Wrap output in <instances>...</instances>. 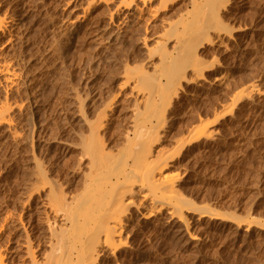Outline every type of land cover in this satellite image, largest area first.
Returning a JSON list of instances; mask_svg holds the SVG:
<instances>
[{"label": "rangeland", "instance_id": "obj_1", "mask_svg": "<svg viewBox=\"0 0 264 264\" xmlns=\"http://www.w3.org/2000/svg\"><path fill=\"white\" fill-rule=\"evenodd\" d=\"M1 4L0 61L17 73L0 83V105L11 108L0 125L7 262L50 263L71 229L66 212L109 200L89 188L98 156L115 157L117 169L124 156L134 164L131 141L146 133L133 135L134 125L168 106L148 156L155 174L146 175L175 184L174 215L147 220L154 206L144 196L155 193L127 185L124 201L134 204L117 248L102 238L97 264H264V0ZM115 169L106 178L115 180Z\"/></svg>", "mask_w": 264, "mask_h": 264}, {"label": "bare ground", "instance_id": "obj_2", "mask_svg": "<svg viewBox=\"0 0 264 264\" xmlns=\"http://www.w3.org/2000/svg\"><path fill=\"white\" fill-rule=\"evenodd\" d=\"M144 1L146 2V0H144ZM1 5L2 4H1V0H0V11H1ZM3 5H5V4L3 3ZM4 23H5V19L3 20L0 17V31L2 30ZM14 71L15 70H13V68L10 64L0 61V83L2 81L6 82V83H10V84L14 83V80H15L16 75H17V73H15ZM165 99H167V98H165ZM149 100H147V101H149ZM150 101L152 102V100H150ZM169 101H171V100H169ZM169 103L166 102V103H163V105L166 106ZM150 104H149V106H150ZM169 105H171V103ZM154 108H158V107H156V105H154L153 109ZM167 108H169V107L167 106V107L163 108L161 115L156 114L158 111H160L159 110L160 108L158 109V111L151 109V110H153V115H152V113H150L152 116L149 113H147V115H144V118L138 120L136 122V124L134 125L136 131H134L133 135L137 134V132L141 131V129L142 130L144 129L146 131V133L143 132V134H145V135H144V138L142 140L140 138L137 140V138H136L135 140L131 141V139H130L131 146L134 148L136 147L135 149H138V151H140V153L137 150H136V152L141 155V156L140 155L137 156V160H135V161L132 160L135 162L134 164L131 163L130 165L129 164L123 165V162L126 163L125 161H127L125 159V156H124L123 158L125 160L123 159V162H121L122 160H120V159H119V161H117V163H120V162L122 163V164L120 163L121 165L119 164L120 168L117 169V166H113L114 164L112 161V160H114L115 157H113V159L110 160L108 155L103 154L106 156V158L103 156H98L99 159L97 161H99L100 163L98 162L99 165H97V168H95V169L93 168L94 169L93 176L91 173V177H92L91 184L92 185H90V186H93V188L92 187H89V188H91L92 192L95 194H98V192L100 193L101 190L105 189L110 194L109 200H107L106 203H104L105 202L104 201L103 202L104 204L103 203L100 204V202H98V205H96V203L95 204L90 203L92 206H90L89 209L87 207H84L87 209L85 210L83 208L84 209V210L82 209L83 211H81L79 209L78 210L79 212L78 211L74 212V211H72L73 210L72 209L69 213L68 212H66V214L64 213L65 214L64 216L66 217V219H68L72 224L71 229L68 227L70 230L67 233L64 230V233H66V234L63 233L64 234V236L62 235L63 239L61 236H60L61 240L58 237V239L62 243V246H59V247L56 246V245H58L59 242L57 241L58 239H56V237H55L57 244L55 243L56 245L52 246V247H58V248H56L54 251H52L53 252L52 253L53 256H51L52 260L48 259L51 261H49L50 263L47 262V264H97L98 263L97 260H99V258H98L99 254H97V252H99L98 248H100L101 243L104 242V241H102L103 240L102 238L105 237V239H106L105 243H107V245H108L109 241L112 242L113 239L116 241L115 236H121L122 235V232H123V226H122L123 225V221H122L123 219H122V217H123V215L126 214L125 213L126 209L128 210L129 206L134 204V201L132 199H129L126 202L124 201V198L126 196L125 194L128 191V190L126 191L127 185L129 188H131V186L132 187L135 185L138 186L140 184V185H142L141 187H143V189L141 188L142 192H144L143 191L144 187H146V188L148 187L147 189H150L151 193H155V194H157L158 191H160L161 193L163 191V194L160 197L155 196V194H153V195L152 194L146 195L148 193L145 194L144 198L145 199L149 198V200L151 199L150 200L151 205L154 206L153 207L154 209L153 210L151 209L152 212H150L148 215H146V218H148L147 220H150L149 218H153L154 216H157L156 214L160 215V214L164 213L165 211H167L168 209L175 206V204H174V201L176 198L175 194H177V192H178L177 190L174 191L175 184L170 183L171 180L169 181L168 180L169 178L167 179V177H166V179H163V180H162V178H160L161 180L159 179V181L157 182V180H158L157 177H156L157 178V180H156V178H151L150 175H149V177L146 175L148 173L151 174V172L153 171V169H152L153 167L151 165L153 162L148 160L149 159L148 156L152 155V153L150 154L151 149L154 147L155 144H158L159 139H161V138H159V134H161L160 130L165 127V126H163V124H165L164 118H166L165 114L167 112ZM9 109H11V108H9L7 106V104L6 105H3V104L0 105V125H2V124L4 125L5 123H7L9 125V123L11 122L8 120L9 117L7 115V113L9 114ZM149 109H150V107H149ZM154 113H155V115H154ZM166 115H168V114H166ZM7 117H8V119H7ZM142 117H143V115H142ZM220 119L221 118H219L218 120H220ZM218 120H217V122H218ZM139 135H140V133H139ZM161 135H160V137H161ZM133 138H135V137H133ZM194 138L192 140H196V137H194ZM130 149H131V147H130ZM124 151H126V150H124ZM130 152H131V150H130ZM141 153H143L144 155ZM125 154H126V152H125ZM135 155H136V153H135ZM103 158H105L106 160ZM133 158H134V156H133ZM135 158H136V156H135ZM94 160H95L94 164L96 166V164H97L96 158ZM172 161H174V157H172L170 159V162H172ZM114 162L116 163V160ZM148 162H151L150 165L148 164ZM169 163L165 164L164 166H161L162 165L161 164L160 165L161 167L157 166V169L154 168V171L156 169V170H158L159 173H163V171L167 170L168 167L170 166ZM115 165H118V164H115ZM114 167H116L115 172L117 170L118 173L119 172H121V173H119L116 176L114 175L116 177L115 180H112L111 177L108 178V176L106 178L107 173L111 172L110 170ZM121 167L123 168L122 171H120ZM91 172H92V170H91ZM110 174L112 175V173H110ZM153 174H155V173L153 172ZM153 174H151V175H153ZM111 175H109V176H111ZM87 178H90V177L88 176ZM44 179H45V177L43 178V180ZM105 190H104V193H105ZM37 191H39V190H37ZM146 191H148V190H146ZM150 191H149V193H150ZM89 192L91 195V193H92L91 190H89ZM93 193H92V196H90V197H92L94 199L97 196L94 197ZM130 194L132 195V192ZM56 196H58V195H55L53 198H57ZM87 196L85 195V198ZM53 198H52V201L49 203L51 208L58 213L59 212L62 213V211H64L63 205H66V204L65 203L63 204L60 202V200H57V199L55 200ZM61 198L62 197H60L59 199H61ZM87 198H89V197H87ZM95 201H97V200H95ZM74 202L78 203L77 201H74ZM85 205H86V203H85ZM66 208L67 207L65 206V209ZM168 211H170V210H168ZM169 214L172 216V214H173L172 211H170ZM57 216H58V214H57ZM85 228H88V229H86V230H88V232H85ZM259 228H262V227H259ZM61 230H60V233H61ZM66 230H67V228H66ZM55 235H51V236H55ZM119 240H121V239H119ZM114 242H112V244H114ZM105 243H103V244H105ZM23 244H22V246H23ZM25 245L30 246V242H29V244H28V242L26 244H24L23 247H25ZM109 245L111 246V244H109ZM109 245H108V247H109ZM120 245H122V244H120ZM19 247H20V245H19ZM26 248H28V247L26 246ZM30 248H32V246L28 248L29 251L31 252L32 249H30ZM112 248L116 249L117 246H115V244H114ZM52 249H50V250H52ZM29 251H28V253H29ZM33 253H32L31 257H34ZM50 253L51 252H49V254H48L49 256H50ZM6 257L7 256H5V254L3 255L2 253H0V264H11V263L7 262ZM20 260H22V259H20ZM34 260L35 259L32 260L31 264H38V262L37 261L35 262ZM12 262H14V261H12ZM12 264H16V263H12ZM44 264H46V262Z\"/></svg>", "mask_w": 264, "mask_h": 264}]
</instances>
